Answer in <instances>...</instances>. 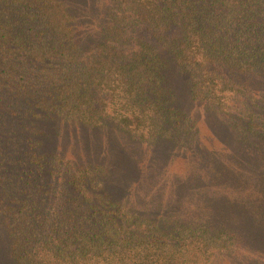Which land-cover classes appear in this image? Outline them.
<instances>
[{
	"label": "trees",
	"instance_id": "trees-1",
	"mask_svg": "<svg viewBox=\"0 0 264 264\" xmlns=\"http://www.w3.org/2000/svg\"><path fill=\"white\" fill-rule=\"evenodd\" d=\"M0 264H264V0H0Z\"/></svg>",
	"mask_w": 264,
	"mask_h": 264
},
{
	"label": "rangeland",
	"instance_id": "rangeland-1",
	"mask_svg": "<svg viewBox=\"0 0 264 264\" xmlns=\"http://www.w3.org/2000/svg\"><path fill=\"white\" fill-rule=\"evenodd\" d=\"M112 141H110L109 143H111ZM108 143V144H109ZM96 145H98V143H95ZM113 146V148H109V151L114 152V150L116 149L117 145L115 144H111ZM125 149V148H124ZM124 149H121L120 151H118L117 153H115V155H117L118 157H126V156H122L123 154H126L124 152ZM159 148H156L155 152H154V159L159 160L158 157L159 156ZM117 150H115L116 152ZM138 156L140 160H144V156L143 153H140L138 150ZM136 153V155H137ZM194 165H196L199 173L204 172V168H211L208 167V165L206 166V164L204 162H192ZM213 167V166H212ZM180 168V163L179 161H175L174 163L171 164V169H177L179 170ZM201 185H197V187H193V186H189L188 188H184V191H181L179 194V199L182 203L181 207L186 210V211H190V210H195V209H201L206 207L209 210L212 209H218V205L216 204L215 200H211L208 201L203 197V190Z\"/></svg>",
	"mask_w": 264,
	"mask_h": 264
}]
</instances>
